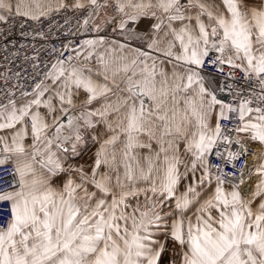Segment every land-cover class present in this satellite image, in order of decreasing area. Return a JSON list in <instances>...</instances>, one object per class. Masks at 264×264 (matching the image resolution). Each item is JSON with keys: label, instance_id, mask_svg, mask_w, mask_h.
Listing matches in <instances>:
<instances>
[{"label": "snow or ice", "instance_id": "6c2138e0", "mask_svg": "<svg viewBox=\"0 0 264 264\" xmlns=\"http://www.w3.org/2000/svg\"><path fill=\"white\" fill-rule=\"evenodd\" d=\"M0 264H264V0H0Z\"/></svg>", "mask_w": 264, "mask_h": 264}]
</instances>
